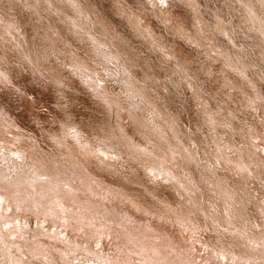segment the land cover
Returning <instances> with one entry per match:
<instances>
[{
	"label": "rangeland",
	"instance_id": "374dc122",
	"mask_svg": "<svg viewBox=\"0 0 264 264\" xmlns=\"http://www.w3.org/2000/svg\"><path fill=\"white\" fill-rule=\"evenodd\" d=\"M0 264H264V0H0Z\"/></svg>",
	"mask_w": 264,
	"mask_h": 264
}]
</instances>
